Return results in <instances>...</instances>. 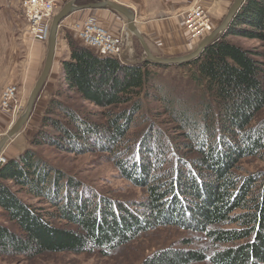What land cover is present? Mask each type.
<instances>
[{
  "label": "trees",
  "instance_id": "obj_1",
  "mask_svg": "<svg viewBox=\"0 0 264 264\" xmlns=\"http://www.w3.org/2000/svg\"><path fill=\"white\" fill-rule=\"evenodd\" d=\"M64 35L70 56L43 119L58 133L42 129L38 138L78 152L92 145L112 151L119 171L146 196L141 202L96 199L27 149L0 163V208L20 229L0 223V251L105 253L144 231L174 225L203 233L214 250L168 247L142 264H264V170L238 172L243 158L264 152V54L229 39L264 41V0H247L218 41L181 65L202 88L196 103L159 81L158 68L167 65L128 64ZM70 91L105 109L104 121L64 104L60 99ZM156 108L162 113L154 114ZM138 116L143 132L126 142ZM13 186L49 207L25 201Z\"/></svg>",
  "mask_w": 264,
  "mask_h": 264
},
{
  "label": "rangeland",
  "instance_id": "obj_2",
  "mask_svg": "<svg viewBox=\"0 0 264 264\" xmlns=\"http://www.w3.org/2000/svg\"><path fill=\"white\" fill-rule=\"evenodd\" d=\"M61 7V5L55 7L54 15L59 12ZM204 8L206 9V7ZM1 10L2 9L0 8V11ZM223 19L219 22V25ZM65 20L66 18L62 21L58 34L52 72L45 83L37 102L35 103L33 112L31 113L27 124L18 136L8 142L2 156L8 160L13 158V156L17 157L27 149H31L35 152L38 158L50 165L52 168L62 171L71 179L73 178L74 181L84 184V186L90 190V193L95 195L96 199L99 198V196H104L120 201H144L146 189L142 186H137L135 183L123 176L117 168L112 151L103 149L99 150L98 148L94 149V146L92 145L87 148L86 152H78L77 150H73L71 148L51 145L43 140H40L42 139V136L38 138L42 129L51 131L52 133H58L56 130L51 128L49 130L45 127L43 119L49 103L52 101V96L62 85V61L70 56V47L64 37V34L67 31L75 36V38L77 37V32L75 31L74 26L73 28H68V26L64 24ZM84 22L79 25H83ZM219 25L214 27L213 31ZM5 26L15 25L14 22L10 23L9 20H6V17H4L0 12V27ZM17 26L29 27V24L27 25V23L23 21L21 25ZM29 31L33 36V42H30L29 44L30 56H32L34 49L35 53H41V58H43V60L41 59L42 66L39 70L41 74L46 59L45 53L47 42L36 39L32 34L30 27ZM208 34H205L204 38ZM131 37L132 42L130 46L135 49L136 60L142 61L144 54L143 47L135 35L132 34ZM229 39L234 40L247 49H253L264 54V41L260 39L241 36H230ZM35 44H37V46ZM38 44L42 46V49H40ZM158 55H160V53H158ZM259 58L264 61V56H259ZM181 65H167L165 68H158L160 77L159 81L168 86L170 89H173L176 94L179 95L181 100L189 103H196L200 100L199 98L202 88H199L197 83L193 81L191 76L192 71L190 68L183 67ZM13 85L18 87L16 98L18 107L12 112V114L8 113L12 117L11 125L23 111L30 95V93H27L25 97H23V94L20 92L19 85ZM68 96L70 98L65 96L60 100H62L64 104L73 106L77 110L82 111L84 114L87 113L92 121H104L105 117L101 113L105 111V109L82 99L80 95L72 91L69 92ZM156 105L157 103L154 102L151 104V107L153 108ZM155 111L156 112L154 114L162 113L161 110H158L157 108ZM139 117L140 116L137 117V120L129 129L125 137L126 142L131 143L132 139H136L137 136L142 134L144 125L141 124ZM260 117H264V111ZM163 119H165V117L161 116L158 120L161 122ZM162 125L167 127L164 123ZM1 136L2 135H0V137ZM123 147H125V142L119 145L115 150L121 151ZM238 165V172L243 175L264 170V152L260 156L243 158ZM13 188L18 191L19 196L25 201L31 202L37 207H49L48 204L43 203V200L32 197L30 194L21 190L18 186H13ZM55 222L59 225H66L65 222L61 220H56ZM0 223L7 226L12 231L20 232L17 224L8 219L6 212L2 208H0ZM168 247L192 249L205 247L209 248L210 252L214 250L211 248L208 239L203 233H198L179 226L164 225L144 231L128 243L105 253L95 250H85L81 252L56 251L43 252L41 254L30 256L26 254L3 253L0 251V264H142L148 256L158 250ZM194 264L214 263L206 260Z\"/></svg>",
  "mask_w": 264,
  "mask_h": 264
},
{
  "label": "crops",
  "instance_id": "obj_3",
  "mask_svg": "<svg viewBox=\"0 0 264 264\" xmlns=\"http://www.w3.org/2000/svg\"><path fill=\"white\" fill-rule=\"evenodd\" d=\"M56 7L69 0H53ZM132 9L136 24L144 35L151 51L158 56H179L193 51L200 38L191 35L187 27V15L200 6L213 26L225 17L234 0H111ZM90 0H77L85 5ZM206 7V9L204 8ZM0 12L15 26L0 27V135L10 128L12 117L1 108L3 90L17 84L23 97L31 93L39 75L43 60L41 53L30 56L29 44L33 42L29 27L17 26L27 20L23 16L22 0H0ZM89 17H96L103 27L114 36H123L125 48L122 59L136 61L135 49L131 47L132 34L126 18L108 8H83L66 17L65 25L73 28ZM23 19V20H21ZM202 40V39H201ZM37 46V44H35ZM40 49L42 46L38 44ZM46 54V53H45ZM46 56V55H45ZM15 155V154H14ZM14 157V156H13Z\"/></svg>",
  "mask_w": 264,
  "mask_h": 264
},
{
  "label": "water",
  "instance_id": "obj_4",
  "mask_svg": "<svg viewBox=\"0 0 264 264\" xmlns=\"http://www.w3.org/2000/svg\"><path fill=\"white\" fill-rule=\"evenodd\" d=\"M90 1H91L90 3H87L85 5H79L77 4V0H69L61 7L59 12L54 15L51 24L49 38L46 45V56H45L46 59L43 70L39 75L29 95L28 101L23 111L17 117L16 121L10 126L8 131L2 134V136L0 137V157L2 156L3 151L5 150L8 142H10L16 136H18L22 132L25 125L27 124L31 113L33 112L35 103L37 102L44 88V85L47 82L52 72V67L54 65L55 54H56L58 34L60 31L62 21L75 10L83 9V8H108L113 11H116L117 13L123 15L126 18L128 30L133 35H135L137 39L140 41L144 50V54L142 61L136 60L133 62L123 59L124 62L128 64L151 62L161 65H181L185 63H190L198 59L209 45L218 41L222 37V35L226 32V30L228 29L232 21L235 19V17L242 9V7L244 6L247 0H234L227 14L225 15L223 21L220 23V25L214 31L208 34L205 38H203L193 51L184 55L170 56V57L158 56L151 51L144 35L142 34V32L140 31V29L136 24L135 13L132 9L124 5L118 4L116 2H113L111 0H90Z\"/></svg>",
  "mask_w": 264,
  "mask_h": 264
},
{
  "label": "built area",
  "instance_id": "obj_5",
  "mask_svg": "<svg viewBox=\"0 0 264 264\" xmlns=\"http://www.w3.org/2000/svg\"><path fill=\"white\" fill-rule=\"evenodd\" d=\"M56 3L53 0H22L23 16L27 20L34 37L41 41H48L51 24L55 13ZM187 27L195 38H204L205 34L213 31V26L204 10L198 6L187 15ZM77 32L76 39L83 45L103 56H112L123 61L125 48L123 36L112 35L105 27L100 25L96 17H89L83 25H74ZM124 62V61H123ZM18 87L10 84L2 94L1 108L12 114L18 107ZM6 158L1 156L0 162Z\"/></svg>",
  "mask_w": 264,
  "mask_h": 264
}]
</instances>
